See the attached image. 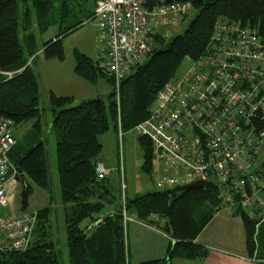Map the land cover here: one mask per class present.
<instances>
[{"label": "trees", "instance_id": "obj_1", "mask_svg": "<svg viewBox=\"0 0 264 264\" xmlns=\"http://www.w3.org/2000/svg\"><path fill=\"white\" fill-rule=\"evenodd\" d=\"M97 1L0 0V71L13 73L12 76L0 73V117L12 119L13 130L32 121L26 136L27 148L22 147L15 160L9 157L17 144L14 134L16 143L7 151V158L19 185L18 212H30L37 217L29 247L22 252H0V264H61L59 239L52 230V205L38 211L28 210L34 186L49 194L51 204L56 202L63 207L70 264H130L123 209L171 238L164 258L141 264H172L175 259L205 260L208 251L196 239L214 214L224 207L220 198L221 183L207 182L204 188L181 192L174 198L168 194V189L135 197H128L125 191L123 204L122 142L126 133L135 131L149 117L158 93L167 84L180 80L188 70L179 74L183 62L187 61L190 67L191 61L207 53L222 18L251 25L264 38V0H192L191 8L171 28H178L193 10L188 25L176 36L171 37V33L166 39L157 36L156 49L161 47L162 52L152 56L153 52L121 79L119 103L115 94L110 93L107 103L99 96L72 106L73 96L51 92V128L59 134L55 152L59 180V199L56 200L44 144L46 132L38 77L32 64L39 55L47 60L63 61V37L92 19ZM52 27L57 31L55 37L40 46L39 37ZM74 59L73 72L78 78L92 85L105 78L114 89L113 78L105 71L107 56L102 61L94 60L75 50ZM111 129L120 138L117 193L108 184L111 169L104 164L109 174L99 177L96 172L97 164L103 162L100 138ZM137 141L142 149L141 168L152 177L155 158L152 141L139 134ZM232 198L237 203L234 214L244 222L250 257L255 258L257 264H264V220L250 217L240 207L239 197L233 195ZM158 218L162 222H158Z\"/></svg>", "mask_w": 264, "mask_h": 264}, {"label": "built area", "instance_id": "obj_2", "mask_svg": "<svg viewBox=\"0 0 264 264\" xmlns=\"http://www.w3.org/2000/svg\"><path fill=\"white\" fill-rule=\"evenodd\" d=\"M191 2L97 1L89 22L104 41L105 71L113 78L118 103L121 79L154 52L157 36H170L168 29ZM211 39L207 53L158 93L149 117L135 131L152 141L157 186L172 189L202 180L205 187L216 181L222 200L232 193L250 217L263 221L264 38L251 25L222 18ZM13 127L12 119L0 117V252L25 251L37 220L30 212H9L15 170L7 179L1 176L13 168L7 158L16 143ZM96 172L102 177L110 170L99 162ZM122 188L124 204V183ZM123 216L132 220L125 209Z\"/></svg>", "mask_w": 264, "mask_h": 264}, {"label": "rangeland", "instance_id": "obj_3", "mask_svg": "<svg viewBox=\"0 0 264 264\" xmlns=\"http://www.w3.org/2000/svg\"><path fill=\"white\" fill-rule=\"evenodd\" d=\"M194 15V11L188 12V17L178 28H171L169 31L171 37L178 35L189 23L190 18ZM56 28L52 27L44 35L39 37L40 46L42 42L50 40L56 35ZM98 31L96 30L93 22H85L79 29L63 37L62 43L65 51V59L58 61L56 59H45L42 55L37 56L34 60L32 67L34 68L39 83L40 91V108L42 114L43 130L45 134V148L48 155V166L50 177L52 180V193L56 196V200L59 199V180L56 167V144L58 142V132L52 130L51 120L52 111L50 109V93L54 92L58 96L61 94L74 95V102L72 106L79 105L84 100H90L99 96H103L105 102H108L109 94L112 89L105 78L98 80L94 85L85 82L84 80L75 76L73 68L75 65L74 51L79 50L90 56L92 59H106V52L103 42L100 40ZM189 68V63L184 61L180 67L179 74L185 72ZM71 95V96H72ZM32 121L26 124L18 125L14 128V134L17 138V144L9 152V157L12 160L17 158L19 150L24 147L27 148L26 136L31 130ZM103 144V151L101 159L104 164L112 168L111 174L108 176V184L113 188V191L117 193L120 187V173L118 170L119 165V150L118 144L120 138L111 129L100 138ZM123 161H124V184L125 191L128 197H135L139 194H145L147 192L165 190L166 188H160L153 181L151 175L144 172L141 168L142 165V149L137 141V134L135 131H131L125 134L123 138ZM11 154V155H10ZM219 181V179L217 180ZM16 194L20 190L15 189ZM19 206V194L17 196ZM59 202V201H58ZM221 203L228 209H235L236 202L232 200V193H228ZM53 207V215L51 216L52 230L55 238L59 239L58 249L60 251L61 264H70L68 258V250L66 247V224L64 221V215L60 212L58 206L59 203L50 202L49 194L34 186V192L30 196L28 210L38 211L44 207ZM62 207V205H61ZM230 207V208H229ZM131 216V215H129ZM57 231V232H56ZM175 264H192V260H174ZM190 262V263H189Z\"/></svg>", "mask_w": 264, "mask_h": 264}, {"label": "crops", "instance_id": "obj_4", "mask_svg": "<svg viewBox=\"0 0 264 264\" xmlns=\"http://www.w3.org/2000/svg\"><path fill=\"white\" fill-rule=\"evenodd\" d=\"M100 60L102 61V59ZM109 168L112 171V168ZM9 186L14 192L9 212L17 214L20 205L17 206L19 193L16 194L15 191L17 189L16 180L15 182L10 180ZM59 209L64 215L61 205ZM130 217L132 220H129L125 225L130 264H141L164 258L171 238L158 227L137 220L133 215ZM158 222H162V219L158 218ZM246 240L242 218L234 214V209L221 207L196 239L208 251L206 259L202 261L195 260L192 264H257V260L250 257ZM172 264H175V261Z\"/></svg>", "mask_w": 264, "mask_h": 264}, {"label": "water", "instance_id": "obj_5", "mask_svg": "<svg viewBox=\"0 0 264 264\" xmlns=\"http://www.w3.org/2000/svg\"><path fill=\"white\" fill-rule=\"evenodd\" d=\"M192 1V0H189ZM162 52V48H157L152 56H156ZM111 94H114V89H112ZM14 172L13 168H10L4 175L1 176V179H7L12 173ZM204 188V182L202 180H198L189 184L180 185L173 187L172 189H168V194L174 198L178 193L185 192V191H191L194 189H201Z\"/></svg>", "mask_w": 264, "mask_h": 264}, {"label": "bare ground", "instance_id": "obj_6", "mask_svg": "<svg viewBox=\"0 0 264 264\" xmlns=\"http://www.w3.org/2000/svg\"><path fill=\"white\" fill-rule=\"evenodd\" d=\"M4 73H8V72H4ZM14 169V168H13ZM19 211V210H18Z\"/></svg>", "mask_w": 264, "mask_h": 264}]
</instances>
